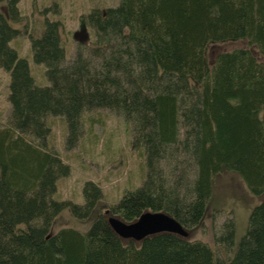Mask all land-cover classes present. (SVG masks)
<instances>
[{"label": "trees", "instance_id": "obj_1", "mask_svg": "<svg viewBox=\"0 0 264 264\" xmlns=\"http://www.w3.org/2000/svg\"><path fill=\"white\" fill-rule=\"evenodd\" d=\"M21 0H0V66L11 73V108L0 119V264H264V200L235 238V220L214 229V245L162 231L123 238L97 210L94 180L84 202L53 197L70 165L49 147L47 117L64 115L67 142L83 131V112L106 108L131 124L143 147L145 176L126 189L111 215L137 219L162 210L186 229L199 225L215 176L236 171L254 194H264V61L249 47L206 56L214 41L246 39L264 55V0H118L83 14L88 41L67 58L59 19L31 35L34 59L47 66L39 85L11 41L24 19ZM66 207L92 219L88 230L51 233ZM222 250V251H219ZM223 252V253H221Z\"/></svg>", "mask_w": 264, "mask_h": 264}, {"label": "rangeland", "instance_id": "obj_2", "mask_svg": "<svg viewBox=\"0 0 264 264\" xmlns=\"http://www.w3.org/2000/svg\"><path fill=\"white\" fill-rule=\"evenodd\" d=\"M118 0H21L19 3L24 19L13 22L19 34L11 41L20 56L28 59L31 73L39 85L49 84L47 66L34 59L31 35H42L46 20L59 19L62 23L61 35L67 58L76 54L79 41L90 40V26L83 14L90 9L117 3ZM0 10L6 11V3H0ZM249 47L254 55L264 61L256 46L248 45L246 39H230L211 42L206 49L209 64L224 50ZM11 73L0 66V119L9 115ZM51 127L48 136L49 147L55 148L63 160L70 165V173L57 181L55 199L84 202V185L87 180L96 181L102 188L103 198L97 210L108 218V205L117 203L126 189L140 185L145 176V155L143 147H134L131 124L122 116L106 108L83 112V131L73 144L67 142L68 122L64 115L47 117ZM264 200V194L252 193L242 177L233 170H223L214 178L213 190L202 222L187 230V237L200 239L214 245L213 233L225 218L235 220V238L243 234L251 209ZM92 219L76 218L70 207L63 209L54 219L51 233L64 226L88 230ZM222 251V250H219ZM223 253V252H221Z\"/></svg>", "mask_w": 264, "mask_h": 264}, {"label": "water", "instance_id": "obj_3", "mask_svg": "<svg viewBox=\"0 0 264 264\" xmlns=\"http://www.w3.org/2000/svg\"><path fill=\"white\" fill-rule=\"evenodd\" d=\"M107 220L113 230L123 238L141 240L147 235L162 231L182 236L188 234V231L176 218L162 210H146L132 221H125L116 215H110Z\"/></svg>", "mask_w": 264, "mask_h": 264}]
</instances>
